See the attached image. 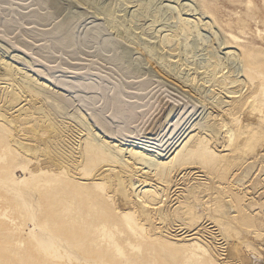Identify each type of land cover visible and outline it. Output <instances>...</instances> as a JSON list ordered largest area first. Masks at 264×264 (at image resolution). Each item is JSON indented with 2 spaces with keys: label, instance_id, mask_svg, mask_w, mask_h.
<instances>
[{
  "label": "rangeland",
  "instance_id": "1",
  "mask_svg": "<svg viewBox=\"0 0 264 264\" xmlns=\"http://www.w3.org/2000/svg\"><path fill=\"white\" fill-rule=\"evenodd\" d=\"M0 264H264V0H0Z\"/></svg>",
  "mask_w": 264,
  "mask_h": 264
},
{
  "label": "bare ground",
  "instance_id": "2",
  "mask_svg": "<svg viewBox=\"0 0 264 264\" xmlns=\"http://www.w3.org/2000/svg\"><path fill=\"white\" fill-rule=\"evenodd\" d=\"M4 4V3H3ZM81 82V81H80ZM101 83V82H100ZM103 84V83H102ZM80 87H82V88H84V89H87V90H96V89H98L99 88V86L97 85V83H91V84H87V86H86V84H82V85H80ZM124 95V94H123ZM98 96V95H97ZM101 98V97H100ZM117 98V97H116ZM116 100V99H115ZM122 100V99H121ZM123 102V101H122ZM96 103V102H95ZM117 103V102H116ZM115 103V104H116ZM119 103V102H118ZM126 104V103H125ZM133 104V103H132ZM119 105V104H118ZM123 105V104H122ZM128 105H129V103H128ZM125 106V105H124ZM130 107V106H129ZM119 108V107H118ZM117 108V109H118ZM126 108V107H125ZM124 108V109H125ZM131 108L134 110V109H137V107L136 106H131ZM139 108H141V107H139ZM123 109V108H122ZM121 109V110H122ZM127 110V109H126ZM138 110V109H137ZM125 111V110H124ZM128 111V110H127ZM122 112V111H121ZM126 112V111H125ZM132 112V111H131ZM119 114V113H118ZM125 114V113H124ZM129 114V113H128ZM132 114V113H131ZM127 115V114H126ZM130 115V114H129ZM136 115V114H135ZM118 116V115H117ZM132 116V115H131ZM138 116V115H137ZM128 117V116H127ZM136 117V116H135ZM139 117V116H138ZM141 117V116H140ZM119 118V117H118ZM124 118V117H123ZM132 118V117H131ZM127 119V118H126ZM138 119V118H137ZM122 120V119H121ZM130 120H132V119H130ZM140 120V119H139ZM133 121V120H132ZM130 122V121H129ZM130 124V123H129ZM180 125V121H177L176 123H175V128H178V126ZM126 129V128H125ZM129 130V129H128ZM129 132V131H128ZM25 147V146H24ZM25 149L28 151V152H32L33 153V149H31L30 147H25ZM119 193H120V195L122 196L121 197V199H122V201H123V203H125L126 204V200H127V198L125 197L126 195H125V191H124V189H123V186H122V184L120 183V185H119Z\"/></svg>",
  "mask_w": 264,
  "mask_h": 264
}]
</instances>
